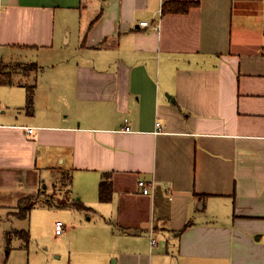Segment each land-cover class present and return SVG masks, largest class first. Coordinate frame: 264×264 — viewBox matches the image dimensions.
Masks as SVG:
<instances>
[{"label": "crops", "instance_id": "crops-1", "mask_svg": "<svg viewBox=\"0 0 264 264\" xmlns=\"http://www.w3.org/2000/svg\"><path fill=\"white\" fill-rule=\"evenodd\" d=\"M43 174L104 205L52 220L68 264H264V0H0V214L32 222Z\"/></svg>", "mask_w": 264, "mask_h": 264}, {"label": "rangeland", "instance_id": "rangeland-1", "mask_svg": "<svg viewBox=\"0 0 264 264\" xmlns=\"http://www.w3.org/2000/svg\"><path fill=\"white\" fill-rule=\"evenodd\" d=\"M60 53L64 59L66 57L71 58V55H74L73 51L70 50H61ZM27 58H37V55L24 56L22 61L26 62ZM34 61L37 62L36 59ZM24 62L12 61V63H18L12 65L14 68L12 69L13 78L16 81L28 78L27 73L24 71L29 70L32 66L26 65ZM39 65L41 66L38 69L31 70L33 84L36 83V76L42 71V65L46 67L44 63ZM3 69L6 70L5 67ZM4 70H2L3 76H5ZM55 177L51 175L48 177L46 174L41 175V182L39 181L40 184L37 187L38 191H36V194L30 195V199L25 198L29 200L27 201V205L33 203L37 205L36 212H33L32 222H30V219L8 218L0 214V264H68L66 253L63 258L57 257L60 254V250L64 247L62 246L63 242L67 239L61 241L54 237V230H52L51 226L52 220L54 221V225L58 219L64 223V235L68 230V222L71 216L75 218L78 215L82 216L84 221H88L91 216V222L95 223L98 217H102L105 214L104 205L93 206L84 202L89 207L88 209L75 208L72 202L80 199L78 197L72 199L74 195L72 194L73 187L70 183V175L65 174L60 179L58 176ZM54 180L56 181L55 185L53 183ZM117 190L118 199L113 206H110L109 211H115V218H118L122 222L121 217L125 216L124 214L129 211V207L124 204L126 197H123V191H119L121 189ZM63 202L67 204L62 205ZM73 213H76V215L74 216ZM36 218L41 221L40 223H42L43 228H38ZM29 222L32 226L31 232ZM20 225L26 226L25 231L28 232L27 240H25V236L19 231L16 232L17 226ZM43 232L46 237L41 238V233ZM36 234H40V236L37 237ZM65 244L67 246L68 242H65Z\"/></svg>", "mask_w": 264, "mask_h": 264}, {"label": "trees", "instance_id": "trees-1", "mask_svg": "<svg viewBox=\"0 0 264 264\" xmlns=\"http://www.w3.org/2000/svg\"><path fill=\"white\" fill-rule=\"evenodd\" d=\"M198 4L195 1H168L165 2L162 8L163 13L167 12H187L191 6ZM32 65H34L32 63ZM32 91L29 94V106L32 104ZM70 183L72 184V177L70 175ZM113 195V181L110 178V175L106 173L105 177L100 181L99 185V199L102 202H108L112 199ZM30 199V197H29ZM29 200L23 199L20 205L18 215L22 217H26L29 214L31 208L35 205V203L31 205H27ZM67 203H63L62 205H66ZM72 204L75 208L78 209H88L89 207L81 200H74ZM22 235H24L25 240L28 239V232L27 231H19ZM27 238V239H26Z\"/></svg>", "mask_w": 264, "mask_h": 264}, {"label": "built area", "instance_id": "built-area-1", "mask_svg": "<svg viewBox=\"0 0 264 264\" xmlns=\"http://www.w3.org/2000/svg\"><path fill=\"white\" fill-rule=\"evenodd\" d=\"M140 24L142 25H148L149 21H141ZM158 125V131L161 130L160 127V122H157ZM127 130H129L130 128L127 126L126 127ZM34 128L33 127H28V131L31 133L33 132ZM139 185L142 188V191L144 194H149L151 193L152 190V184L148 183L145 179H140L139 180ZM64 223L61 220H58L56 222V233L61 234L64 231V227H63ZM154 231H151V245L155 246L158 243V240L156 237L153 236Z\"/></svg>", "mask_w": 264, "mask_h": 264}]
</instances>
